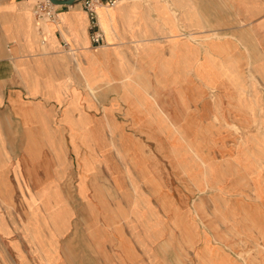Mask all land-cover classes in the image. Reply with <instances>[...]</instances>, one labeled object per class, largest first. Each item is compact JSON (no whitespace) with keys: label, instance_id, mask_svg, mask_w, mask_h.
I'll list each match as a JSON object with an SVG mask.
<instances>
[{"label":"crops","instance_id":"obj_1","mask_svg":"<svg viewBox=\"0 0 264 264\" xmlns=\"http://www.w3.org/2000/svg\"><path fill=\"white\" fill-rule=\"evenodd\" d=\"M42 1L0 0V207L42 223L21 235L0 212V264H242L190 210L179 159L198 160L179 155L177 137L194 141L197 121L223 125L216 102L226 121L255 125L259 87L249 84L251 110L241 82L264 79L253 65L264 57V0H117L98 6V46L82 0L57 6L47 31L34 14Z\"/></svg>","mask_w":264,"mask_h":264},{"label":"rangeland","instance_id":"obj_2","mask_svg":"<svg viewBox=\"0 0 264 264\" xmlns=\"http://www.w3.org/2000/svg\"><path fill=\"white\" fill-rule=\"evenodd\" d=\"M49 21L50 20L47 18L40 21L45 31L48 30L47 23ZM190 38L204 40L209 37L207 35H191ZM224 38L226 37L224 36ZM246 55L251 57L249 51L246 52ZM259 59L263 60L264 57L260 56ZM261 60L258 64L256 62V64L253 63V65L261 66L260 63L264 65V62H261ZM249 64H246V74L249 73ZM201 81H203L206 86H211L210 89L214 91L213 85L216 79H205ZM232 81L234 82V80ZM251 83H254V85ZM249 84H251L253 88L259 87V89H257L260 91L257 98L259 101V113L257 109L252 110L250 105L248 97V91L250 88ZM106 85L108 84L100 85L101 88L103 87L101 89L102 92L105 91L104 88H106ZM118 85H123V82ZM241 87V90H243L241 100H243L244 105L248 106V108L252 110V118L256 119L255 125L250 128L248 127L242 129L237 124L226 121L221 115V112L217 110L215 106V116L218 115V119L222 120L223 125H221L219 121L213 122L206 120L202 123H197L199 121L194 122L192 124V129H194L195 132L192 136L194 141L187 142L186 140L181 139V137H177V147L180 156L190 152V149L194 150L199 156H201L200 159L208 163V167L211 171L215 172L214 174L209 175L208 170V172H205L206 174L204 175V172L201 169L202 166L197 165V162H195L193 157L190 159H179L180 166H188L190 168V210H194L195 212L197 210L199 217H203L202 221L207 222L203 223V226H208V223H210L211 229L220 231L225 236L222 240L232 251H238L239 257L243 259L242 264H263L264 126L262 122L260 124L258 123L257 117L259 119L260 114L264 116V79L260 76H257L256 79L243 78ZM101 97L102 95H100V100ZM170 98L171 96L168 95L162 96L164 103H169ZM206 98L210 99V95H207ZM247 100L249 104L247 103ZM196 107L197 106H195V108ZM105 112L106 111L104 110V113ZM191 112L193 111H190V113ZM225 129L228 132H233L235 137L231 136V134L226 132ZM218 135L224 136L225 141L222 143L214 142L213 139ZM210 139H212L213 142H210ZM224 147L227 148V155L225 154L224 156V154H222L224 161L221 158H215L220 155V150ZM230 148L232 149L231 152ZM237 153H239L238 157L241 158L238 159L239 161L246 159L250 161V164L256 169L246 168L245 166L248 164L246 161L237 163V160L232 158L234 155L236 157ZM206 163H204V165H206ZM222 166L226 167L224 169V175L217 172V170H219ZM201 171L204 178L206 175H209L207 182V179H205V181H201L203 179V177L201 178L199 175ZM211 200H213L215 204H213ZM217 203L223 204L224 206H218L216 205ZM237 204H242V206H236ZM53 209L54 208H52V210ZM23 210V208L0 207V212L4 214L7 219L11 220V216H14L15 221H10L8 225L14 226L15 230H18L21 235H26L25 230L28 232H31L30 230H32L34 236H38L42 223L40 226L37 225V227H35L34 224L35 229L28 224H23L24 218H22L21 215L26 214ZM220 216H224L225 219L223 218L222 220ZM16 218H18V222L16 221ZM8 225L4 221L0 220L1 231L8 233ZM256 231L258 234L255 233ZM37 241L38 240H36V242Z\"/></svg>","mask_w":264,"mask_h":264},{"label":"built area","instance_id":"obj_3","mask_svg":"<svg viewBox=\"0 0 264 264\" xmlns=\"http://www.w3.org/2000/svg\"><path fill=\"white\" fill-rule=\"evenodd\" d=\"M82 2L90 22V40L96 46L102 45L105 43V35L99 23L97 8L98 6H114L117 3V0H82ZM34 14L38 21H41L44 18L52 21L58 19L56 8H54L52 3L47 0L36 5ZM40 30L43 34L42 26H40ZM42 41L45 42V39L43 38Z\"/></svg>","mask_w":264,"mask_h":264},{"label":"bare ground","instance_id":"obj_4","mask_svg":"<svg viewBox=\"0 0 264 264\" xmlns=\"http://www.w3.org/2000/svg\"><path fill=\"white\" fill-rule=\"evenodd\" d=\"M47 1H49V0H47ZM52 5L54 6V8H57V6H60V5H56V4H53L52 3ZM56 5V6H55ZM98 9V8H97ZM50 21H52V20H50ZM53 22H55V21H53ZM231 71V70H230ZM245 99V98H244ZM215 106H216V109L217 110H219L220 111V106L218 105V103L216 102V104H215ZM168 115V114H167ZM216 118H218V115H216L215 116ZM243 139H245V138H243ZM231 148H230V152H231ZM195 154H196V156H197V160L199 161V164L200 163H202V164H204L205 162L202 160V159H200V157H199V155L195 152ZM198 161H195V162H197L198 163ZM207 165V164H206ZM185 168V167H184ZM208 170H209V168H208V165L206 166V169H205V172H208ZM248 218V217H247ZM262 235H263V233H262ZM251 241V240H250ZM256 244V243H255ZM254 244V245H255ZM261 244V243H260ZM256 246V245H255ZM262 247V246H261ZM257 249V248H256Z\"/></svg>","mask_w":264,"mask_h":264},{"label":"water","instance_id":"obj_5","mask_svg":"<svg viewBox=\"0 0 264 264\" xmlns=\"http://www.w3.org/2000/svg\"><path fill=\"white\" fill-rule=\"evenodd\" d=\"M49 1L56 5H71V4H74L78 0H49Z\"/></svg>","mask_w":264,"mask_h":264}]
</instances>
